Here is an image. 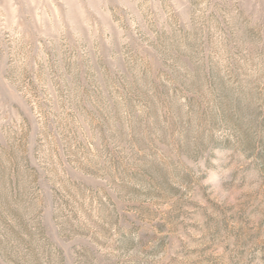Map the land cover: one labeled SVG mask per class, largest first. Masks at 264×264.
I'll list each match as a JSON object with an SVG mask.
<instances>
[{
	"label": "rangeland",
	"instance_id": "obj_1",
	"mask_svg": "<svg viewBox=\"0 0 264 264\" xmlns=\"http://www.w3.org/2000/svg\"><path fill=\"white\" fill-rule=\"evenodd\" d=\"M0 264H264V0H0Z\"/></svg>",
	"mask_w": 264,
	"mask_h": 264
}]
</instances>
